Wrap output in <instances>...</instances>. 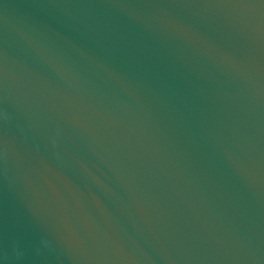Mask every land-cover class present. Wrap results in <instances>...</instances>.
<instances>
[{"label":"water","instance_id":"95a60500","mask_svg":"<svg viewBox=\"0 0 264 264\" xmlns=\"http://www.w3.org/2000/svg\"><path fill=\"white\" fill-rule=\"evenodd\" d=\"M0 264H264V0H0Z\"/></svg>","mask_w":264,"mask_h":264}]
</instances>
